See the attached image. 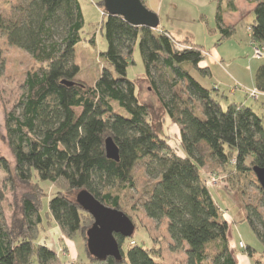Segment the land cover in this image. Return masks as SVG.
Returning a JSON list of instances; mask_svg holds the SVG:
<instances>
[{"label": "trees", "instance_id": "trees-1", "mask_svg": "<svg viewBox=\"0 0 264 264\" xmlns=\"http://www.w3.org/2000/svg\"><path fill=\"white\" fill-rule=\"evenodd\" d=\"M248 1L254 4L250 11L254 14L249 24L251 41L264 46V0ZM2 2L12 1L0 0L1 34L42 65L40 70L27 72L25 92L6 114L7 140L15 157L13 169L0 158L8 178L21 183L35 179L36 184L49 182L56 188L46 215L67 236L86 231L88 264H165L156 251L135 244V232L127 237L126 249L122 244L127 238L117 235L119 255H94L88 245L94 218L66 192L88 191L105 205L126 213L120 193L136 187L134 169L150 158L154 167L147 166L146 172L155 181L142 203L147 217L167 220L172 240L186 246L188 264H239L230 223L213 198L202 167L210 160L212 169L223 167L240 176H255V167L264 168V116L243 103L231 102L224 107L215 94L219 85L206 88L192 75L193 70L204 76L211 74L210 67L203 65V48L189 39L176 41L160 24L156 28L133 25L120 15H111L101 0L100 32L107 41L101 56L108 67L89 84L78 77L74 62L86 25L79 0H31L28 7L15 6L8 14ZM237 10L236 0H217L219 42L234 35L236 24L226 25L224 14ZM59 27L62 35L55 40ZM137 46L148 80L169 118L180 127L181 152L156 129L148 105L140 100L136 83L128 76ZM3 54L0 38V71ZM153 71L170 91L167 100ZM255 86L264 91V63L255 71ZM107 137L119 146L118 161L106 155ZM202 147L207 148V159L199 155ZM257 185L264 197L258 180ZM43 195L36 191L24 194L20 211H15L10 221L0 207V264H65L54 249L36 242L45 216ZM3 201L0 190V204ZM248 218L262 248L248 245L245 251L254 264H264V231Z\"/></svg>", "mask_w": 264, "mask_h": 264}, {"label": "rangeland", "instance_id": "rangeland-1", "mask_svg": "<svg viewBox=\"0 0 264 264\" xmlns=\"http://www.w3.org/2000/svg\"><path fill=\"white\" fill-rule=\"evenodd\" d=\"M11 1L2 2L1 7L5 14L18 5L28 7L31 2V0ZM100 1L79 0L86 25L83 32L84 39L76 45L74 62L79 68L78 77L89 84H94L103 69L108 67L101 56V52L107 48V41L100 32V24L103 20V6L99 5ZM144 1L149 9L159 15L161 24L173 33L176 41L182 42L189 39L187 38L189 36L192 43L203 48L205 57L203 65L210 67L211 74L204 76L199 71L193 70L192 75L206 88H215L216 84L219 85V90L215 91V94L224 107L235 99L248 100L249 105L256 106L255 100L246 97L243 87L236 82L237 79L239 82L251 84L253 76L251 68L255 69L258 64L264 63V57L258 60L254 57V42L251 41L250 44L249 40L251 39L249 24L254 20V14L250 12L254 6L253 3L248 0H236L240 11L237 15L241 22L238 34L219 42L220 33L213 22L217 0ZM57 29L58 31L54 33L55 40L60 39L62 35L61 28ZM93 37L95 39L91 40ZM0 38L4 53L0 71V158H5L13 169L15 157L7 140L6 114L18 105L22 98L26 89L27 72L40 70L42 65L37 63L28 51L9 44L1 32ZM214 49L219 50V54L223 57L222 63L215 62L217 58L211 53ZM153 73L160 93L167 100L170 97V91L158 72L153 71ZM128 76L136 83L140 100L148 105L150 118L156 129L162 135H167L171 146L181 152L180 127L169 118L152 83L148 80L145 74V63L138 46L134 52V64L128 68ZM239 89L242 90L239 91ZM232 90L239 92L234 95ZM17 109L21 112L20 108ZM206 151L205 147L200 149L201 158L207 159ZM207 161L208 163L202 167L203 177L210 187L213 198L220 204L222 214L230 223V236L235 254L238 255L243 249L246 250L248 245L260 250L262 244L252 230L248 218L250 216L258 229L264 231V197L257 185V176L254 174L240 176L223 167L212 169L210 160ZM151 162L150 158H145L137 163L134 169L136 187L124 189L120 193L121 204L136 225L133 235L135 244L153 249L165 264H188L186 246L178 245L172 240L167 230V220H154L147 217L142 207L144 199L148 197L147 188L155 181L146 172L147 166L153 169L154 165H150ZM8 175L0 161V190L4 194V201L0 207L7 220H11L15 211H20V201L24 194L34 193V191L43 193L45 216L44 222L38 227L36 242L54 249L65 264H88L86 231L78 232L72 237L67 236L57 222L46 215L49 200L56 188L49 182L36 184L38 181L35 179L30 183H21L17 179L8 178ZM66 192L74 200L86 201L85 193ZM240 240L245 242V247L242 249L239 246ZM128 243L129 238L125 240L122 247L126 249ZM255 255L260 256L259 253ZM261 260L264 261L263 258ZM248 263L254 264V260L250 258Z\"/></svg>", "mask_w": 264, "mask_h": 264}, {"label": "water", "instance_id": "water-1", "mask_svg": "<svg viewBox=\"0 0 264 264\" xmlns=\"http://www.w3.org/2000/svg\"><path fill=\"white\" fill-rule=\"evenodd\" d=\"M104 3L109 14L120 15L133 25L156 28L160 24L159 15L149 9L142 0H104ZM63 82L67 85L73 84L67 80ZM105 148L109 159L116 161L120 159L119 146L112 137L106 138ZM254 171L264 188V168L255 167ZM80 192L86 194V201H78L95 220L89 230L90 251L100 258L119 255L121 246L117 235L132 236L136 229L135 223L124 211L105 205L88 191Z\"/></svg>", "mask_w": 264, "mask_h": 264}, {"label": "crops", "instance_id": "crops-1", "mask_svg": "<svg viewBox=\"0 0 264 264\" xmlns=\"http://www.w3.org/2000/svg\"><path fill=\"white\" fill-rule=\"evenodd\" d=\"M217 12V10H216ZM239 8L236 12H227L224 14V23L226 25H233V24H236L239 22V19L240 17L237 15L239 13ZM214 25H217V21H216V13H215V16H214ZM240 23L239 22L237 25H236V31L234 33V36H236L238 34V31H239V27H240ZM160 28H163L165 30H168L166 26H163L161 24V20H160ZM169 31V30H168ZM172 35L173 33L171 31H169ZM249 35V34H248ZM189 39H191L189 36L187 37ZM250 40V44H251V39ZM252 46V45H251ZM216 58L217 60L215 62L217 63H222L223 62V57L219 54V50L218 49H214L212 50L211 52ZM258 60V59H257ZM260 64H258L259 66ZM258 66L254 69V68H251L252 69V73H253V76H252V80H251V84L249 83H243L242 81L239 82L237 79H236V82L238 83V85H240L241 87H243L242 89H244V94L246 97H250L252 98L253 100H255L256 102V106H251L249 105V102L248 100H241V99H235L234 102H237V103H243L245 105H248V106H251L254 110H256L260 115L264 116V91H260L259 90V93L257 94V97H251L249 95V91L250 90H253L256 88L255 86V71L256 69L258 68ZM242 89H239V91H241ZM238 90H232V93L234 95L237 94V92H239ZM48 246V245H47ZM241 248V247H240ZM242 249V248H241ZM236 259L238 261L239 264H249L248 261L250 260V257L248 256L247 252L243 249V251H241L238 255H236Z\"/></svg>", "mask_w": 264, "mask_h": 264}, {"label": "built area", "instance_id": "built-area-1", "mask_svg": "<svg viewBox=\"0 0 264 264\" xmlns=\"http://www.w3.org/2000/svg\"><path fill=\"white\" fill-rule=\"evenodd\" d=\"M178 47L182 48L181 45H179ZM253 49H254L253 55H254V57L256 59H262L264 57V46L263 45L254 43L253 44ZM258 93H259V90H257L256 88L249 91V95L251 97H257ZM132 243H134V242H132ZM239 245H240V247L244 248L245 247V242L244 241H240Z\"/></svg>", "mask_w": 264, "mask_h": 264}]
</instances>
